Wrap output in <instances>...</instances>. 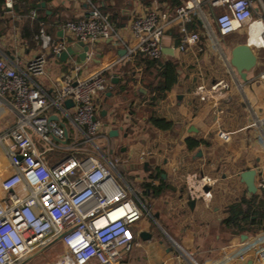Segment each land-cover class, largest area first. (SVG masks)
Returning a JSON list of instances; mask_svg holds the SVG:
<instances>
[{"label":"crops","instance_id":"1","mask_svg":"<svg viewBox=\"0 0 264 264\" xmlns=\"http://www.w3.org/2000/svg\"><path fill=\"white\" fill-rule=\"evenodd\" d=\"M93 1L116 26L124 44L130 45L135 20L153 10L173 12L186 0H180L179 6L172 0ZM263 8L264 0H256L241 14L238 29L225 36L209 18L218 42L196 17L191 29L200 34L201 41L186 50L181 49L180 29L174 28L164 36L159 50L145 55L146 63L137 60L138 55L120 62L108 79L109 89L96 98V117L102 123L104 142L100 146L109 159L116 158L134 177L152 204V210L148 209L117 170L145 208L143 219L134 228L135 242L124 253L121 264H254L264 251V192L256 178L264 173V126L254 125L257 120L264 121V47L258 41ZM88 14L83 0H11L10 6L0 0V53L25 69L41 52L35 36L42 26L55 42L70 46L76 40L64 25ZM36 21L39 29L25 38ZM239 45H248L257 59L246 72V80L231 65L232 51ZM125 52L122 44L113 40L99 41L93 58L86 63L78 56L63 62L49 51L48 76L41 83L53 95L67 76H75L76 62L85 63L77 75L83 77L115 63ZM168 62L177 65V84L160 97L153 89L166 86L163 64ZM114 78L119 81L113 83ZM221 80L230 88L219 89L201 101L196 94L198 87L210 88ZM72 107L66 106L70 113ZM153 117L171 123V129L156 128ZM13 121L14 117L4 116L0 132ZM66 126L70 135L75 133L71 124ZM111 130H118L119 135L110 137ZM221 130L232 133L230 142L218 138ZM189 139L205 144L189 149ZM54 156L49 154L50 163L56 161ZM248 172L255 173V192L245 180ZM189 173L217 180L211 201L190 199L185 182ZM229 217L239 222L227 226L224 220ZM143 232L151 237L144 240ZM61 246L63 251L56 262L48 260ZM65 253L63 243L55 240L17 264H58ZM242 253L247 260L237 258Z\"/></svg>","mask_w":264,"mask_h":264},{"label":"built area","instance_id":"2","mask_svg":"<svg viewBox=\"0 0 264 264\" xmlns=\"http://www.w3.org/2000/svg\"><path fill=\"white\" fill-rule=\"evenodd\" d=\"M6 1L10 6L11 0ZM255 1L186 0L173 12L153 10L133 22L134 40L126 45L100 7L93 0H83L89 14L68 21L64 29L76 42L88 46L85 63L93 58L99 41L121 43L126 52L115 63L83 77L77 75L85 63H75L76 77L67 76L53 95L41 83L48 76L47 53L59 56L67 49L66 42H55L42 26L35 36L41 52L25 69L0 53V120L14 117L13 124L0 132V264L24 261L55 240L66 248L58 264L122 263L124 253L135 242L134 228L143 219L145 208L97 143L103 136L96 98L109 89L108 79L120 62L159 50L169 31L180 29L181 49L195 47L201 41L200 34L191 29L196 17L211 36L209 18L225 36L238 29L241 14ZM258 24V41L264 47V8ZM229 88L221 80L210 88L198 87L196 94L207 101L219 89ZM69 100L74 103L73 113L66 108ZM66 122L75 128L74 134H69ZM254 125L261 128L264 121ZM217 136L223 142L232 139V133L224 130ZM55 150L72 155L50 163L49 154ZM256 178L264 192V173ZM185 179L191 200L211 201L215 178L189 173ZM237 258L247 260L243 253ZM254 264H264V251Z\"/></svg>","mask_w":264,"mask_h":264},{"label":"water","instance_id":"3","mask_svg":"<svg viewBox=\"0 0 264 264\" xmlns=\"http://www.w3.org/2000/svg\"><path fill=\"white\" fill-rule=\"evenodd\" d=\"M88 50V46H85L82 42H75L68 46L58 57L61 61L66 62L71 56H78L80 60L84 62L87 59ZM256 60V56L248 45H239L232 51L231 65L237 70L243 80H246V72L255 66ZM118 81V78L113 79V83H117ZM73 105L74 103L72 100L66 102L67 107H72ZM105 126L108 127V125ZM109 135L110 137H116L119 135V131L111 130ZM245 177L248 186L255 192V173L248 172ZM205 190L208 191L209 188L206 187ZM193 204L194 202H191V205ZM150 237L151 235L147 232L141 233V238L144 240Z\"/></svg>","mask_w":264,"mask_h":264},{"label":"trees","instance_id":"4","mask_svg":"<svg viewBox=\"0 0 264 264\" xmlns=\"http://www.w3.org/2000/svg\"><path fill=\"white\" fill-rule=\"evenodd\" d=\"M174 3H176V5H180V0H172ZM39 29V25H38V21H36L33 24L32 30H27L25 33V38L29 37V35L32 34V32H35ZM137 60H140V62L142 63H146V57L145 54H140L137 57ZM163 71L166 75L167 78V84L165 87H162L160 85H156V87L153 89L154 91L158 92L160 94V97L163 96V94L165 93V91L171 90L176 84H177V78H178V73H177V65L171 62L165 63L163 64ZM152 124L161 130H169L172 127L171 123L165 122L162 119L159 118H152L151 119ZM189 149H194L196 147H198L201 144H205L204 141H197L195 139H189L187 141ZM239 222L238 218H234V217H229L226 220H224V223H226L227 226H234Z\"/></svg>","mask_w":264,"mask_h":264},{"label":"rangeland","instance_id":"5","mask_svg":"<svg viewBox=\"0 0 264 264\" xmlns=\"http://www.w3.org/2000/svg\"><path fill=\"white\" fill-rule=\"evenodd\" d=\"M78 64L81 65V63L76 62ZM72 113V112H71ZM103 140L98 139L97 143L99 145H102L104 142H102ZM54 157L56 161H59L61 159L67 158L69 156L72 155V152H68V151H62V150H55L54 152ZM112 160V162L114 163V165L116 166V169L125 177V179L128 180V183L137 191L138 195L142 198V200L144 201V203L146 204V206L148 207V209L152 210V204H150L147 201V198L144 194V192L139 190V186L136 185V183L134 182V177L132 175H130L129 173H126L123 168L121 167V165L119 164V162L117 161L116 158H110ZM115 175L119 178V175L115 172ZM120 179V178H119ZM141 222V221H140ZM139 222V223H140ZM146 224V223H144ZM137 225V224H136ZM135 231V230H134ZM63 251V246H61L58 250H56L53 254H50V258H48V260L52 261V262H56L58 255ZM31 258V257H30ZM33 258V257H32Z\"/></svg>","mask_w":264,"mask_h":264}]
</instances>
